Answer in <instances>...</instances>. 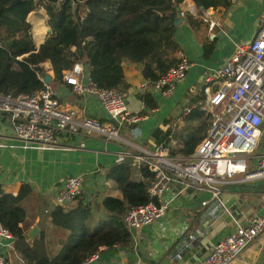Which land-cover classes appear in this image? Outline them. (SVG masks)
I'll list each match as a JSON object with an SVG mask.
<instances>
[{"label": "trees", "instance_id": "16d2710c", "mask_svg": "<svg viewBox=\"0 0 264 264\" xmlns=\"http://www.w3.org/2000/svg\"><path fill=\"white\" fill-rule=\"evenodd\" d=\"M0 0V95H30L45 88L49 62L53 79L61 82L62 72L82 64L90 79L100 88L126 92L124 62L140 65L142 78L150 85L176 64L180 47L175 41L173 19L183 0H80L83 7L72 11L71 2L59 6L32 1ZM200 8L226 5L227 0H192ZM46 12V38L36 48L30 35L28 15L36 8ZM79 11L84 12L80 20ZM214 43L203 48L208 59ZM145 109L156 102L149 93L136 95ZM146 114V112H141ZM179 126L171 117L163 119L147 141L162 145L171 156H189L206 134L210 115L193 111L181 118ZM146 143V142H145ZM106 179L117 192L103 196L99 207L79 199L73 208L53 207L46 214L49 232L39 221L40 233L29 240L27 233L37 215H43L46 202H32L33 191L22 185L16 196L5 193L0 184V224L14 238V251L23 264H81L106 249H131L132 233L124 223L127 210L152 201L147 189L152 174L147 163L138 168L128 158L111 164ZM43 203V204H42ZM98 215L100 217H98Z\"/></svg>", "mask_w": 264, "mask_h": 264}, {"label": "built area", "instance_id": "2783aa9c", "mask_svg": "<svg viewBox=\"0 0 264 264\" xmlns=\"http://www.w3.org/2000/svg\"><path fill=\"white\" fill-rule=\"evenodd\" d=\"M239 1L231 0V3ZM187 13L209 30L218 26L219 18L211 8L189 4L186 10L178 9L177 17L182 19ZM78 14L82 20L84 12ZM175 58L176 64L150 85L154 95L167 98L185 80L191 64L181 51L175 54ZM40 80L44 83L43 79ZM199 81L203 87L199 90L205 97L184 105L181 118L198 110L210 115V124L189 156L173 157L162 145H155L150 150L134 146V150L125 148L115 153V164L131 158L136 168L147 163L152 174L147 189L152 201L131 208L125 214L124 223L131 231L150 226L165 216L178 195L172 191L173 185H178L180 191H208L212 200L217 201L218 208H223L218 201L221 184L236 179L264 178V153L260 157L253 156L261 140L264 146V11L260 14L253 40L237 47L225 65L205 71ZM61 82L70 87L75 96L93 97L104 114V120L65 107L49 83H44L43 90L30 95H0V118L7 119L22 148L81 149L83 141L78 144L70 141L87 137L124 144L127 141L122 139V133L126 131L136 138L140 134V124L149 117L147 113L130 111L127 100L117 89L98 87L82 64L63 71ZM84 185L83 175L67 177L55 195L56 206L64 210L72 208L81 198ZM201 205L206 206L207 202ZM262 234L264 206L246 224L239 225L233 233L213 244L201 264H230ZM0 238L10 242L14 239L1 224ZM94 259H97L96 254L81 264ZM0 264H5L1 255ZM120 264L137 263L126 261Z\"/></svg>", "mask_w": 264, "mask_h": 264}, {"label": "crops", "instance_id": "0c3cea01", "mask_svg": "<svg viewBox=\"0 0 264 264\" xmlns=\"http://www.w3.org/2000/svg\"><path fill=\"white\" fill-rule=\"evenodd\" d=\"M189 4H193V1L183 0L178 9L186 10ZM263 5L264 0H240L238 3L227 0L226 5L210 7L219 18L218 26L212 30L187 13L181 19V23L175 27V41L191 66L183 83L167 98H161L151 92L150 84L140 74V65L129 62L122 64L125 82L128 85L126 93L133 94L135 101V103L127 101L129 110L144 111L149 116L139 126L140 134L136 137L137 142H146L150 133L163 119L170 117L168 114L176 102L187 93L192 94L194 99L182 104L181 107L197 99H204V94L195 87V84L199 82L205 71L225 65L237 47L253 40L258 31L257 18L261 14ZM42 42L43 40L36 44L34 41L35 47L37 48ZM212 42L213 51L210 57L205 59L203 48ZM42 66L52 80L50 63L46 62ZM52 82H49V85L65 107L104 120V114L93 97L75 96L71 88L63 83L54 82V86L57 87L53 88ZM144 92L149 93L156 102L155 110L145 109L142 102L136 99L137 94ZM155 115L157 117L154 119ZM121 137L125 140L124 132ZM78 141H83V148L24 149L15 138L7 119L0 118V184L3 191L16 196L20 187L27 185L33 191L32 202L40 203L42 200L46 202L44 214L35 217L27 233L29 240L40 233V220H45L44 228L47 232L50 231L46 214L56 206L55 195L67 177L78 175L85 177L82 193L84 196L80 199L84 203L91 204L93 208L99 207L98 200L103 196H117L112 183L106 179V173L114 163L115 153L125 149V146H121L124 144L105 142L97 137H87L83 140L75 138L70 142L78 144ZM263 153L264 146L261 140L253 156L260 157ZM99 175L104 178L103 180L101 177L98 178L99 187L92 192H86L87 187L93 184L87 177L94 179ZM219 188L218 201L224 205L223 208H218L217 201L212 200L208 191H180L178 185H173L172 191L178 192V195L165 216L138 231L130 230L131 249L101 247L96 253L97 259L87 264H120L124 260L145 264L139 262L136 256V245L139 246L141 254L148 256L153 264H201L213 244L233 233L239 225L246 224L251 217L258 215L264 206V178L248 182L226 181ZM203 202H207V205L202 206ZM75 205L73 204L72 208ZM32 229H37V232L33 238H30L29 232ZM260 237L262 239L257 238L244 249L238 259L230 264H264V234ZM0 255L5 264H23L20 256L14 251V239L10 242L0 238Z\"/></svg>", "mask_w": 264, "mask_h": 264}, {"label": "rangeland", "instance_id": "374dc122", "mask_svg": "<svg viewBox=\"0 0 264 264\" xmlns=\"http://www.w3.org/2000/svg\"><path fill=\"white\" fill-rule=\"evenodd\" d=\"M263 11H264V5H263V7L261 9V13ZM258 17H260V16H258ZM257 19L259 20V18H257ZM27 20L31 24V29H30L31 38L35 41L36 44H38L39 41L44 40V38L47 36L46 12H45V10L42 7H38V8H36L34 11H32L28 15ZM233 49L234 48L232 47V50ZM52 76H53V74H52ZM51 85L53 86V88L54 87L55 88L57 87V86H54V82H52ZM195 87L196 88H199V89H202L203 88L202 87V82L199 81L198 83H196L195 84ZM142 88L140 89L141 91H142ZM122 95L124 96V98L128 102L135 103L133 94L126 93V92H122ZM193 97L194 96L192 94L187 93L182 99H180V100H178L176 102V104L174 105V107L172 108V110L170 111V113L168 114V116H170L176 123H178L179 126H182V121L180 120L181 110H182V107L181 106H182V104H184L186 102H190L191 100H193L194 99ZM156 117H157V115L153 116L154 119ZM124 139L127 141V143H124V145H121V146H125V148L128 149V150H134L135 149L134 146H137V147H139L140 149H143V150H150V149H152V148L155 147V144L153 142H151V141H146L145 144H144L145 141L144 142H141V141H138L137 142L136 138L129 136L126 131L124 132ZM129 143H131L132 145L129 144ZM99 177H101L102 180L104 179L102 175H99L98 177H95L94 179H91L90 177H87L88 181L89 182L91 181L93 184H91V185H89L87 187V189H86L87 191L86 192H92L96 188L99 187V184H100V179H98ZM238 180L239 179H236V182H241V181H238ZM244 182H248V181H244ZM94 185L96 187H94ZM110 191L113 194H116V192L114 190H111L110 189ZM86 192H85V194H86ZM83 196H84V194H83ZM222 206H224V205L222 204ZM258 239H262V238L260 237Z\"/></svg>", "mask_w": 264, "mask_h": 264}, {"label": "water", "instance_id": "95a60500", "mask_svg": "<svg viewBox=\"0 0 264 264\" xmlns=\"http://www.w3.org/2000/svg\"><path fill=\"white\" fill-rule=\"evenodd\" d=\"M22 1H32L35 5L39 4V3H46V4H50L53 6H59L60 3L64 2L65 0H18L13 2L11 5H15V4H20ZM71 2V6H72V11L75 12L77 10L78 7H83L85 5V1H80V0H69ZM172 19H173V26L176 27L177 25H179L181 23V19L179 17H177V13L176 12H171L168 14ZM51 81V77L48 75L46 76V78L44 79V83L48 84ZM37 232V229H32L29 232V237L33 238L35 236ZM135 251H136V256L139 260V262L145 263V264H153L154 262L152 260H149L148 256H144L141 254V252L139 251V246H135ZM207 255V254H206ZM127 260H124L123 262H126Z\"/></svg>", "mask_w": 264, "mask_h": 264}]
</instances>
